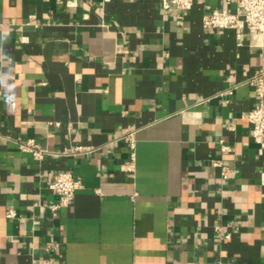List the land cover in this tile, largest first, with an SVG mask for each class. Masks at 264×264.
I'll return each mask as SVG.
<instances>
[{
	"label": "crops",
	"instance_id": "crops-1",
	"mask_svg": "<svg viewBox=\"0 0 264 264\" xmlns=\"http://www.w3.org/2000/svg\"><path fill=\"white\" fill-rule=\"evenodd\" d=\"M222 8L239 10L0 0V264H264V138L245 118L264 36L206 28ZM61 170L82 186L54 212Z\"/></svg>",
	"mask_w": 264,
	"mask_h": 264
},
{
	"label": "built area",
	"instance_id": "built-area-1",
	"mask_svg": "<svg viewBox=\"0 0 264 264\" xmlns=\"http://www.w3.org/2000/svg\"><path fill=\"white\" fill-rule=\"evenodd\" d=\"M239 10L233 12L228 8L214 9L204 16L203 24L206 28H233L238 30L251 29L262 37L264 36V0H236ZM195 0H164L165 7L175 5L181 8H191ZM255 91V103L253 107L245 114V118L253 124V136L261 140L264 138V67H259L245 77ZM126 140L135 146L134 132H129L125 136ZM23 149L30 151L37 159H42L46 150L41 148L34 139L22 142ZM224 151L230 150L229 144L222 143ZM89 148L76 147L74 149H65V154L85 153ZM82 186V180L71 170H61L52 174L49 184L50 189L59 195V201L52 205L55 212L62 206H68L72 203L75 194ZM15 212L10 210L9 215L13 216ZM50 264V263H49Z\"/></svg>",
	"mask_w": 264,
	"mask_h": 264
}]
</instances>
